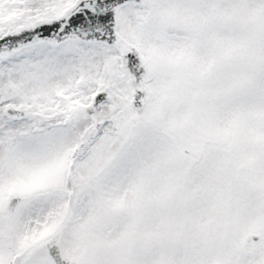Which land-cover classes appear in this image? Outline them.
<instances>
[{"label": "snow or ice", "instance_id": "obj_1", "mask_svg": "<svg viewBox=\"0 0 264 264\" xmlns=\"http://www.w3.org/2000/svg\"><path fill=\"white\" fill-rule=\"evenodd\" d=\"M0 264H264V0H0Z\"/></svg>", "mask_w": 264, "mask_h": 264}]
</instances>
